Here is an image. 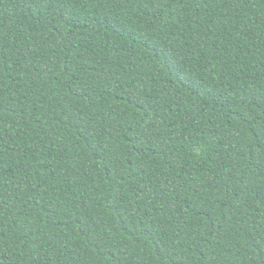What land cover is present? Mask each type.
<instances>
[{
    "label": "trees",
    "instance_id": "trees-1",
    "mask_svg": "<svg viewBox=\"0 0 264 264\" xmlns=\"http://www.w3.org/2000/svg\"><path fill=\"white\" fill-rule=\"evenodd\" d=\"M0 264H264V0H0Z\"/></svg>",
    "mask_w": 264,
    "mask_h": 264
}]
</instances>
